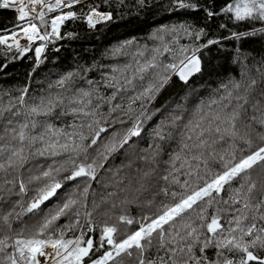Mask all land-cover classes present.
I'll return each mask as SVG.
<instances>
[{
	"label": "snow or ice",
	"instance_id": "1",
	"mask_svg": "<svg viewBox=\"0 0 264 264\" xmlns=\"http://www.w3.org/2000/svg\"><path fill=\"white\" fill-rule=\"evenodd\" d=\"M166 8L200 12L203 23L158 29L152 38L160 46L150 58L101 72L100 80L83 74L94 70L88 67L65 74L37 97L26 86L7 102L0 98V206H8L0 214V264H264V59L250 65L240 49L234 61L239 79L230 77L187 117L173 113L156 130L163 143L175 135L177 150L161 161L162 143L154 144L135 158L143 168L134 176L117 169L114 190L89 207L104 162L140 136L143 121L154 114L148 106L173 76L187 83L200 73L202 49L264 37V0H168ZM0 10L16 14L14 23L0 28V45L14 49L15 60L40 41L35 67L46 59L48 44L64 38L66 22L86 19L95 28L113 19L86 0H0ZM213 25L228 34L210 38ZM181 34L192 43L179 44ZM149 70L148 83L125 103ZM125 117L132 125L122 136L113 132L101 140L105 125L124 124ZM41 158L46 163H33ZM133 163L129 157L123 167ZM78 180L67 196L58 195ZM52 198L60 202L45 212L41 206ZM133 205L141 209L138 217L129 211ZM28 214L39 219L26 223ZM62 217L68 223H58Z\"/></svg>",
	"mask_w": 264,
	"mask_h": 264
},
{
	"label": "trees",
	"instance_id": "2",
	"mask_svg": "<svg viewBox=\"0 0 264 264\" xmlns=\"http://www.w3.org/2000/svg\"><path fill=\"white\" fill-rule=\"evenodd\" d=\"M220 2L222 3L223 0H220ZM159 3L165 6H158L157 0H145L144 5H141L139 0H123V3L119 6H117V0H109L108 3H105V0H86V4L99 5L101 11L112 12L113 19L101 22L95 28H91L86 19L66 22L61 27V35L64 38L54 40L48 44L44 53L46 59L39 64V67H35L37 61L34 49L39 46L40 41L33 44V51L15 60L11 58L19 56V54L14 49L8 52L4 45H0V65L7 64L6 68L0 70V98L7 102L10 97L18 96L20 94L19 90L26 86L29 89V96L37 97L46 92L50 83H54L65 74L88 67H92L94 70L83 74L90 79L100 80L101 72H109L114 67L122 69L126 64H134L136 60L143 63L145 58H150V50L160 46L159 42L152 38L158 29L184 22L193 25L203 23V14L200 12L181 10L174 13L166 8L168 0H159ZM79 7L77 6V11H79ZM87 11L88 8L84 7V12ZM15 15L13 11L0 10V28L9 27L14 23ZM52 15L49 14V18ZM221 22L226 21L217 20L216 23ZM240 30L244 31L245 29ZM69 33L72 35L69 36ZM211 33L210 38L217 39L228 34L223 29H217L215 25H213ZM166 39L170 40L171 37H166ZM23 42L25 41L21 40V43ZM191 43L189 37L181 34L179 44ZM118 49L120 51H116ZM236 49H240L248 57L247 63L250 65L258 64L264 59V37H248L242 41L223 40L220 45L202 49L199 53L202 71L189 83H184L177 76H173L171 81L157 95L155 101L148 106L149 111L154 112V114L151 119L143 121L140 136L133 137L129 144L113 153L104 162V167L99 170L97 181L92 182L88 198L89 207H91L93 198L99 201L103 195L114 190L116 185L113 181V174L117 169H121V176L126 173L134 176L136 168H143V162L135 158L144 155L154 144L162 143L161 161L168 159L170 151L177 150L178 145L175 135L167 143H163L157 140L156 130L162 124L167 123L169 116L173 113L184 112L187 117V113L194 108L196 103L215 95L214 90L221 83H226L230 77L240 78V63L234 62L236 60ZM139 51H144L145 56L138 57L136 54ZM161 59L167 62L169 57L165 55ZM151 75L152 70H149L145 74L144 81L138 80L136 82L137 88L134 91H128L125 96V103L127 96L134 95L135 91H139L141 84L146 85ZM81 83L77 79V86ZM106 91L110 93L112 90L107 89ZM134 107L136 106L134 105ZM105 111H107L106 108ZM124 119L126 120L124 124L105 125L108 127V131L101 134V140L111 138L113 132H119L122 136L132 125V120L126 117ZM129 157L134 160L132 169L123 167L129 162ZM33 163L43 164L46 161L41 158L33 161ZM163 168L164 165L161 164L159 172H162ZM77 183H79V180L69 182L65 188L58 190V195H61L62 198L67 196L74 190ZM13 199H16V197H13ZM25 199H28V197H25ZM59 202L56 198H52L41 207L47 212L49 208L54 207V203ZM7 210V205L0 206V214ZM129 211L137 217L141 214V209L135 205L131 206ZM22 219L24 222L31 224L39 217L28 214ZM95 219L98 223L101 221L99 216H96ZM58 223L66 224L68 218L62 217ZM13 227L14 229L18 228L19 223L14 224Z\"/></svg>",
	"mask_w": 264,
	"mask_h": 264
},
{
	"label": "water",
	"instance_id": "3",
	"mask_svg": "<svg viewBox=\"0 0 264 264\" xmlns=\"http://www.w3.org/2000/svg\"><path fill=\"white\" fill-rule=\"evenodd\" d=\"M201 67H202V64H201ZM201 73V72H200ZM200 73H196L194 74L187 83H189L191 80H193L195 77H197ZM183 82V81H182Z\"/></svg>",
	"mask_w": 264,
	"mask_h": 264
},
{
	"label": "rangeland",
	"instance_id": "4",
	"mask_svg": "<svg viewBox=\"0 0 264 264\" xmlns=\"http://www.w3.org/2000/svg\"><path fill=\"white\" fill-rule=\"evenodd\" d=\"M25 42L21 43L22 45L24 44Z\"/></svg>",
	"mask_w": 264,
	"mask_h": 264
}]
</instances>
